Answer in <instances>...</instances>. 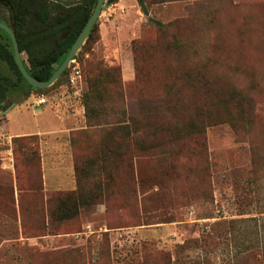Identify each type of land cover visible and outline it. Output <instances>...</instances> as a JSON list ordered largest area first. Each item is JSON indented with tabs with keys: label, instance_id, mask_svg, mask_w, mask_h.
Segmentation results:
<instances>
[{
	"label": "rangeland",
	"instance_id": "374dc122",
	"mask_svg": "<svg viewBox=\"0 0 264 264\" xmlns=\"http://www.w3.org/2000/svg\"><path fill=\"white\" fill-rule=\"evenodd\" d=\"M143 1L146 14L104 0L93 37L46 91L58 109L67 94L83 106L86 71L117 66L119 86L83 110L84 129L15 138L56 125L35 89L0 109V264H264V0ZM194 62L208 95L186 90ZM163 84L170 108L154 132L136 102ZM75 180L78 211L58 219L56 195Z\"/></svg>",
	"mask_w": 264,
	"mask_h": 264
},
{
	"label": "trees",
	"instance_id": "16d2710c",
	"mask_svg": "<svg viewBox=\"0 0 264 264\" xmlns=\"http://www.w3.org/2000/svg\"><path fill=\"white\" fill-rule=\"evenodd\" d=\"M95 2L96 0H77L76 2L65 0H0V21L12 29L20 53H25V58L21 56L24 67L32 77L45 81L51 76L90 16ZM137 3L141 11L146 14L144 1L137 0ZM148 21H153L160 30H165L174 23L173 21L163 23L152 18H148ZM95 29L96 22L84 43L93 37ZM134 41L133 39L131 44ZM133 47L136 48V46ZM66 69L54 84L67 73ZM118 72L117 66L104 67L100 64H98V69L94 74H89L86 71L85 82L87 87L82 93V104L86 117H88L89 112H95L96 107L94 108V106H102L104 90L108 85L119 86ZM183 82L187 86V91H196L202 95H208L211 91V81L205 76L203 67L200 68L195 62L192 63L190 70L185 73ZM23 83L26 84V88ZM54 84L48 88L37 89L27 83L15 64L10 38L0 29V109L7 108L5 102L9 104L10 93L19 95V91H23L22 93L26 96L30 89H35L39 93L46 94V91H50ZM165 86L163 84V90L159 92L141 94L136 102L140 106V114L144 115L145 119L155 118L151 129L154 132L161 130L159 128L163 126V114H166L170 108L165 100ZM97 102L98 105H96ZM127 118L134 121L132 114H128ZM120 124H125L124 127L128 129L127 134L135 133L134 130H129L131 126H126L129 121L123 120L120 121ZM23 137L25 136H16L15 138ZM87 164H92V161ZM75 184L74 189L61 194L58 192L56 195L58 197L56 209L58 219L68 218L78 211L77 206L81 202V194L77 180H75Z\"/></svg>",
	"mask_w": 264,
	"mask_h": 264
},
{
	"label": "crops",
	"instance_id": "0c3cea01",
	"mask_svg": "<svg viewBox=\"0 0 264 264\" xmlns=\"http://www.w3.org/2000/svg\"><path fill=\"white\" fill-rule=\"evenodd\" d=\"M122 0H116L114 1L113 4H111V6L109 7V9H114V7H117V5L121 2ZM166 2L160 1L158 4H164ZM147 19V18H146ZM147 21V20H145ZM111 39V38H110ZM98 40L102 41V36L98 38ZM115 42V41H114ZM113 42V43H114ZM133 77V74H132ZM77 91H75L76 93ZM78 93V92H77ZM63 99V98H62ZM65 102L63 103V105H60L61 109H58L57 106H59V101L56 100L55 103L50 104V103H43V104H39L36 105L34 104V107L37 108H41L40 112L38 115H42L44 116V119H52L56 120V125L51 124L48 127H45L46 129H40V125L38 124L36 131H32V133H28V132H15L13 133V135L15 136H20V135H26V134H50V133H57V132H69V131H76V130H81L84 129L85 123H84V119H83V106L80 105V103L78 102V98L76 96H71L68 95L65 96ZM61 100V99H60ZM57 102V104H56ZM56 104V105H55ZM44 106V107H42ZM12 107H18V105H12L10 106L5 112V122L7 121V114L9 113L8 111L12 108ZM20 107V106H19ZM17 190H15V197H16V203L18 205V200H17Z\"/></svg>",
	"mask_w": 264,
	"mask_h": 264
},
{
	"label": "water",
	"instance_id": "95a60500",
	"mask_svg": "<svg viewBox=\"0 0 264 264\" xmlns=\"http://www.w3.org/2000/svg\"><path fill=\"white\" fill-rule=\"evenodd\" d=\"M103 3H104V0H96L90 16L88 17L84 26L82 27V29L76 36L73 43L71 44L64 59L59 64V66L54 70L51 76L45 81L36 79L27 72V70L24 67V64L21 58V53L18 48L17 40H16V37L12 29L6 23L0 21V29L3 30L10 38L15 64L18 70L20 71L21 75L27 81L28 84H30L33 88L44 89V88L51 86L57 80V78L62 74V72L68 67L74 55L84 44L85 40L88 38L91 28L93 27L94 23L96 22L97 18L100 15V11H101V7Z\"/></svg>",
	"mask_w": 264,
	"mask_h": 264
},
{
	"label": "built area",
	"instance_id": "2783aa9c",
	"mask_svg": "<svg viewBox=\"0 0 264 264\" xmlns=\"http://www.w3.org/2000/svg\"><path fill=\"white\" fill-rule=\"evenodd\" d=\"M68 80L71 84H76L80 80V70L78 66H74L68 76ZM48 97L47 94L39 93L36 95L35 104L47 103Z\"/></svg>",
	"mask_w": 264,
	"mask_h": 264
},
{
	"label": "flooded vegetation",
	"instance_id": "af4514ba",
	"mask_svg": "<svg viewBox=\"0 0 264 264\" xmlns=\"http://www.w3.org/2000/svg\"><path fill=\"white\" fill-rule=\"evenodd\" d=\"M110 1V0H109ZM114 1V0H113Z\"/></svg>",
	"mask_w": 264,
	"mask_h": 264
}]
</instances>
